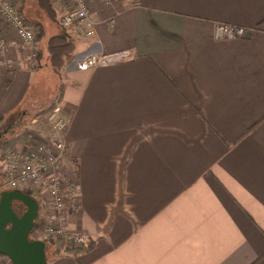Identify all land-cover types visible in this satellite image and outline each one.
I'll list each match as a JSON object with an SVG mask.
<instances>
[{
    "label": "crops",
    "instance_id": "crops-1",
    "mask_svg": "<svg viewBox=\"0 0 264 264\" xmlns=\"http://www.w3.org/2000/svg\"><path fill=\"white\" fill-rule=\"evenodd\" d=\"M92 16V37L70 30L75 56L62 80L45 57L0 70V144L18 149L63 83L56 107L81 203L69 229L92 247L50 248L48 264H264V0H115ZM217 24L246 36L216 40ZM12 56L24 62L27 52ZM16 191L42 214L40 192Z\"/></svg>",
    "mask_w": 264,
    "mask_h": 264
},
{
    "label": "built area",
    "instance_id": "built-area-1",
    "mask_svg": "<svg viewBox=\"0 0 264 264\" xmlns=\"http://www.w3.org/2000/svg\"><path fill=\"white\" fill-rule=\"evenodd\" d=\"M66 7L60 16L61 25L73 30L81 38L95 34L97 21L93 18L94 6L101 2L110 5L115 0H58ZM128 4L132 0H125ZM113 26V18L107 20ZM11 34L15 38H11ZM246 36L242 27L217 24L216 40H234ZM27 52L24 62L12 56L15 49ZM41 47L37 30L26 24L20 14V4L15 0H0V70L14 71L25 66L34 69L38 64ZM129 57L128 52L110 55H88L77 68L88 71L109 66ZM25 128L27 144L18 149L8 142L0 144V184L10 190H34L42 194V214L36 221L30 237L44 243H53L63 252L87 246L91 239L83 232L69 229V209L80 210V188L75 174L66 167L67 143L65 130L68 120L59 107L31 119ZM0 264H10V259L0 254Z\"/></svg>",
    "mask_w": 264,
    "mask_h": 264
},
{
    "label": "water",
    "instance_id": "water-1",
    "mask_svg": "<svg viewBox=\"0 0 264 264\" xmlns=\"http://www.w3.org/2000/svg\"><path fill=\"white\" fill-rule=\"evenodd\" d=\"M15 203L24 207L21 215L14 210ZM38 217L39 204L30 195L16 190L1 192L0 254L11 264H48L46 244L30 237Z\"/></svg>",
    "mask_w": 264,
    "mask_h": 264
},
{
    "label": "trees",
    "instance_id": "trees-1",
    "mask_svg": "<svg viewBox=\"0 0 264 264\" xmlns=\"http://www.w3.org/2000/svg\"><path fill=\"white\" fill-rule=\"evenodd\" d=\"M21 2L20 14L24 18L26 24L30 27H35L39 33V42L41 44V52L38 60L39 66L40 59L45 57L47 59V65L51 67L54 73L62 80V73L65 68L73 61L75 56V41L70 30L65 29L60 23V17L57 10L50 0H37V6L40 14L45 16L48 21L54 23V29L52 31L46 30V20L43 21L42 18L35 20L26 15L25 10V0H19ZM42 19V20H41ZM51 30V29H50ZM63 92V83H60L57 95L54 98L53 103L45 110L41 111L39 114L45 113L46 111L56 107L57 103L61 101ZM21 215V214H20ZM40 216V215H39ZM46 244V257L52 253L55 255L59 253L56 245L51 243ZM92 245L89 243L85 247H80L72 250L73 252H79L83 250H89ZM52 249L49 253L48 249ZM11 264V263H10Z\"/></svg>",
    "mask_w": 264,
    "mask_h": 264
},
{
    "label": "rangeland",
    "instance_id": "rangeland-1",
    "mask_svg": "<svg viewBox=\"0 0 264 264\" xmlns=\"http://www.w3.org/2000/svg\"><path fill=\"white\" fill-rule=\"evenodd\" d=\"M15 1H17V2H19V4H20V8H21V2L19 1V0H15ZM51 1V0H50ZM25 6H27L26 8V10H25V13H26V15L28 16V17H30V18H33L34 20H35V18H37V19H40V18H42L43 19V21L44 20H46V23H45V28H46V30L47 31H52L53 29H54V23L51 21H48L46 18H45V16H44V18H43V16L40 14V12H39V10H38V6H37V0H25ZM57 6V5H56ZM59 12V11H58ZM58 15H60V12L58 13ZM61 16V15H60ZM59 16V17H60ZM41 19V20H42ZM36 29V28H35ZM51 29V30H50ZM37 30V29H36ZM37 37H38V40H39V33H38V30H37ZM39 45H40V47H41V44H40V42H39ZM78 51V50H77ZM0 188H2V186H1V184H0ZM24 212V210H21V213H23Z\"/></svg>",
    "mask_w": 264,
    "mask_h": 264
},
{
    "label": "flooded vegetation",
    "instance_id": "flooded-vegetation-1",
    "mask_svg": "<svg viewBox=\"0 0 264 264\" xmlns=\"http://www.w3.org/2000/svg\"><path fill=\"white\" fill-rule=\"evenodd\" d=\"M14 210L20 215V214H22L21 210H24V207L19 205V204H17V203H15L14 204Z\"/></svg>",
    "mask_w": 264,
    "mask_h": 264
}]
</instances>
